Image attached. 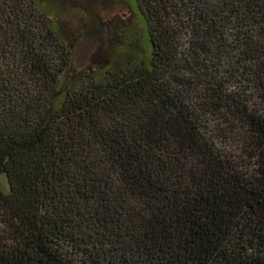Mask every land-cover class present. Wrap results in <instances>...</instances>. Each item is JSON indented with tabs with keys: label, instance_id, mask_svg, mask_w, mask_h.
I'll use <instances>...</instances> for the list:
<instances>
[{
	"label": "trees",
	"instance_id": "1",
	"mask_svg": "<svg viewBox=\"0 0 264 264\" xmlns=\"http://www.w3.org/2000/svg\"><path fill=\"white\" fill-rule=\"evenodd\" d=\"M136 1L148 52L81 70L0 0V264H264V0Z\"/></svg>",
	"mask_w": 264,
	"mask_h": 264
},
{
	"label": "rangeland",
	"instance_id": "2",
	"mask_svg": "<svg viewBox=\"0 0 264 264\" xmlns=\"http://www.w3.org/2000/svg\"><path fill=\"white\" fill-rule=\"evenodd\" d=\"M45 1L57 9L72 32L86 37L74 49L78 69L116 67L148 52V28L136 0ZM0 188L9 189L5 174L0 175Z\"/></svg>",
	"mask_w": 264,
	"mask_h": 264
}]
</instances>
